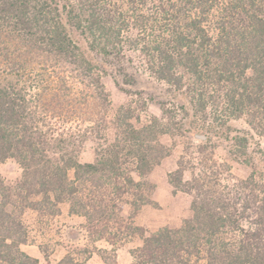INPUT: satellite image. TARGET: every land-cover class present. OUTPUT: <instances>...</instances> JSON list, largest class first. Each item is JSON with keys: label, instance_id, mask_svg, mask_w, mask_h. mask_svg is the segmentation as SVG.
Segmentation results:
<instances>
[{"label": "trees", "instance_id": "trees-1", "mask_svg": "<svg viewBox=\"0 0 264 264\" xmlns=\"http://www.w3.org/2000/svg\"><path fill=\"white\" fill-rule=\"evenodd\" d=\"M134 51L173 97L110 116L103 76L142 96L123 86L141 71ZM151 103L160 113L142 118ZM241 118L264 133V0H0V164L21 168L12 187L0 175V264H39L21 248V214L55 215L63 203L111 245L106 262L137 236L133 264H264V149L231 123ZM198 128L251 172L232 185L227 165L210 176L181 155L168 182L188 195L191 215L135 224L154 203L149 175L170 155L164 139ZM88 142L94 158L81 161Z\"/></svg>", "mask_w": 264, "mask_h": 264}, {"label": "rangeland", "instance_id": "rangeland-1", "mask_svg": "<svg viewBox=\"0 0 264 264\" xmlns=\"http://www.w3.org/2000/svg\"><path fill=\"white\" fill-rule=\"evenodd\" d=\"M133 61L141 71L135 72V83L132 86L123 84L141 92L138 95L126 93L115 85L111 75L102 77L104 86L109 93L110 116L120 107H139L141 99H148L149 95L168 99L172 93L162 83L156 82L148 73L142 70L138 52L132 53ZM111 69L109 68V71ZM130 70L133 71L131 68ZM134 72V71H133ZM122 83V81L120 80ZM178 102H183L182 96H175ZM142 118L151 114L160 113L158 105L151 103L145 110H138ZM231 123L238 128L250 129L264 149V133L250 128L245 119L232 120ZM203 130L192 129L186 136L175 135L164 139L170 147V155L161 161L149 175V181L154 185L151 193L153 204H145L135 215V224L143 226L147 230L162 227L164 225L180 222L191 215L189 209V197L181 191L173 192V187L168 182V173L175 170L177 160L181 155L190 156L195 162L196 169L200 167L207 171L208 175L223 174L224 168H230L232 178L228 184H234L237 179L246 178L251 172L250 168L233 161L224 146L218 142L208 141L196 137ZM94 144L88 142L80 154L81 161H91L94 158ZM227 165V166H226ZM0 175L7 186H14L21 175V168L15 159L9 158L0 164ZM190 173L185 172V178ZM259 183L264 184V176ZM225 184L226 181L224 180ZM234 189V188H233ZM236 193V192H235ZM237 195V194H236ZM127 207L124 206L123 214ZM25 229L28 231L29 241L21 245V248L35 256L39 264H133L130 251L141 245L139 237H129L118 243L116 250L111 254L110 262L104 261L102 249H111V245L104 239L93 240L89 235L83 216L69 212V204L63 203L60 211L51 215L45 210L25 209L21 214Z\"/></svg>", "mask_w": 264, "mask_h": 264}, {"label": "water", "instance_id": "water-1", "mask_svg": "<svg viewBox=\"0 0 264 264\" xmlns=\"http://www.w3.org/2000/svg\"><path fill=\"white\" fill-rule=\"evenodd\" d=\"M196 137L203 140V139L206 138V135H204V134H196Z\"/></svg>", "mask_w": 264, "mask_h": 264}]
</instances>
